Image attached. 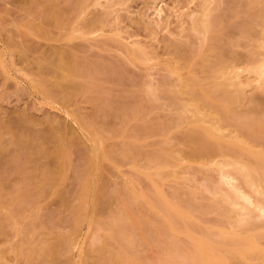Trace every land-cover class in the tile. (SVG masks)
I'll use <instances>...</instances> for the list:
<instances>
[{"label":"rangeland","instance_id":"obj_1","mask_svg":"<svg viewBox=\"0 0 264 264\" xmlns=\"http://www.w3.org/2000/svg\"><path fill=\"white\" fill-rule=\"evenodd\" d=\"M199 1L0 0V264H183L194 248L187 227L218 250L232 233L264 247V181L248 186L229 155L193 156L192 101L178 94L182 110L170 102L179 77L168 62L213 82L203 62L214 51L199 55L204 34L188 31L186 64L171 59ZM229 1L209 0L212 16L236 14L220 17L226 42L239 41L226 43L227 57L248 77L257 36H239L250 11L231 12ZM63 60L82 76L68 77ZM245 91L238 108L264 102V82ZM220 132L237 133L228 123ZM162 200L190 217L170 216ZM225 252L231 264H264Z\"/></svg>","mask_w":264,"mask_h":264},{"label":"bare ground","instance_id":"obj_2","mask_svg":"<svg viewBox=\"0 0 264 264\" xmlns=\"http://www.w3.org/2000/svg\"><path fill=\"white\" fill-rule=\"evenodd\" d=\"M231 1L232 2L229 1L232 3L230 9L233 8L231 12L234 10L238 12L239 9L241 12V8L244 7L248 8L250 11L248 18L246 17L247 20H243L244 22L241 23V25L237 24L240 25L239 36L241 34L243 39H249L254 36V32L256 33L255 36H257L256 38L254 37V42L250 45L252 47L251 61L253 63L246 70L249 76L243 77L244 70L237 69L234 66L232 68L227 57V55L235 53L228 49L229 47H227L226 43L234 47L239 42H236V39L231 41L230 39L228 40V36H225L228 40L227 42L224 39L225 24L223 25V20L230 14L227 13L226 15L223 13L226 15L225 18L219 14L223 20L218 14L217 16H215L216 14L212 16V10H216L211 8L212 2H209V0H200L195 3V6L189 12V16L187 14L189 25L187 27L188 30H184H187L184 33L188 38L187 41L181 43H179L180 41L178 43L173 42L171 44V46L173 45L171 59L176 60L182 65L186 64L188 62L187 53L190 49L188 48V46H190L189 41L192 39V35L188 31H198L204 34L203 44L205 48L199 52V55L202 56L209 50L214 51L213 58L205 59L203 62V69L213 78V82L208 86H204L198 78L192 75H185L180 72L178 68L173 67L172 62H168V69L176 73L179 77V86L176 90L177 93L175 92V94L173 93L171 95L173 97L170 102L173 103V106H176H174L175 108L182 110L186 108V104L181 102L178 94L187 95L192 101L193 106L191 112L196 119L189 122L190 128L187 133L188 141L193 146L192 155L201 156L219 152L235 158L239 164V167L236 168L238 174L244 179L248 186H253L256 181H264V102H257L253 97L255 102L250 107L240 109L238 105L247 97L245 87L253 83H257L259 86L264 82V56L263 53H261V49L264 48V0ZM228 4L229 3H227V5ZM220 6L221 3L218 7ZM226 11H228V8ZM232 13L230 16L234 17ZM246 13L248 12L246 11ZM49 15L50 10L46 8L45 16L48 17ZM242 18H244V16ZM227 22H229V20ZM240 22H242V20ZM89 24L93 25L94 21H90ZM237 25H235L234 28H238L239 26ZM229 26L227 27L229 28ZM227 32L228 31H226L225 35H227ZM252 40L253 38L251 41ZM60 67L65 70L67 73L66 75L72 79H77L82 76L77 65L70 63L68 60L61 61ZM221 77L223 79L220 81L219 79ZM154 92L155 91H149V94L148 92L147 94L149 97L151 95L155 96ZM152 98L154 99V97ZM204 115L213 116L212 124L206 123L202 119ZM224 123L234 126L237 133L233 136L222 134L220 129ZM89 130H92L91 125L89 126ZM58 151L62 162H65L67 158L66 144L63 143ZM244 157L250 159L251 162L239 163ZM152 159L159 164L166 161V157L162 154H155L152 156ZM90 180L91 178L89 179V177H86L84 184L88 185ZM236 191L234 190L236 194L238 193L239 198L240 194ZM242 196H244V194L240 195V198ZM246 197L247 196H245V198ZM235 198L237 197L235 196ZM230 199L233 200V198ZM247 199L248 197L245 200ZM232 203H236V201H232ZM162 204L167 212H170H168L170 216H177L180 218L190 217L189 213L184 211L179 205H173L164 200H162ZM167 219L172 226L170 218ZM119 227L120 230L123 229L122 224H119ZM187 235L191 239L194 248L191 256L187 258L183 264H231L225 251L237 255L242 260H246L249 254H255L264 258V247L260 246L254 235L242 236L237 233H232L230 237L225 236L228 238V241L223 244L220 243L221 246L219 250L215 248V245L209 239L193 237L188 227ZM128 241L130 242L131 240L128 239ZM126 264L133 263L131 259H129Z\"/></svg>","mask_w":264,"mask_h":264}]
</instances>
